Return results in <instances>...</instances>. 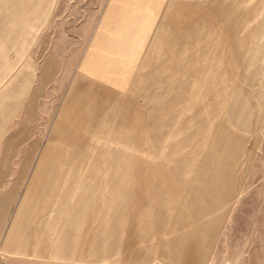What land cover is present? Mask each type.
Masks as SVG:
<instances>
[{"label":"rangeland","instance_id":"rangeland-1","mask_svg":"<svg viewBox=\"0 0 264 264\" xmlns=\"http://www.w3.org/2000/svg\"><path fill=\"white\" fill-rule=\"evenodd\" d=\"M5 1L0 16H8L10 6L35 0H11L14 5ZM45 4V10L38 14L41 20L25 26L28 35L0 36V61L14 57L45 64V94L33 109L30 135L35 138L26 153L38 157L52 143L59 117L66 121L67 112L72 111L69 95L77 78L90 82L95 104L109 106L126 120L125 155H136L140 160L141 177L128 182V193L138 188L132 206L127 214L128 208L119 210L121 226L110 225L111 234L125 238L135 206L167 199L172 184L163 175L153 176V117L162 110L156 128L165 133L170 125L168 116L173 114L169 104H175L176 109L179 103H187L185 123L190 126L195 120L204 121L201 104L220 92L218 87L238 92L239 99L248 89L257 96L264 94V0H46ZM25 23L0 22V28L13 27L17 33ZM77 92L80 99L86 97L82 88ZM82 102L84 108L89 105ZM249 105L252 109L248 112L245 108L239 122L246 130L239 131L227 122L222 127V138L228 143L231 128L241 133L239 152L226 147L221 153L226 160L219 164L211 158L213 149L207 148L205 158L192 170L210 178L223 173L233 177L230 187L216 182V186L228 188L229 198L214 213L220 216L216 229L207 230V239L211 231L213 239L205 240V246L185 249L191 258L199 252L197 264H264V97L250 99ZM221 117L229 116L222 112ZM34 167L30 165L29 176L22 181L15 208ZM97 191L100 198L102 192ZM184 192L188 193L187 189ZM120 200V205L129 203L128 197ZM151 213L145 208L138 214L145 218ZM98 214L96 209L82 211L80 221ZM47 215L51 220L55 217ZM51 230L47 237L53 238ZM188 262L173 258L158 261L152 251L146 263L111 264L195 263Z\"/></svg>","mask_w":264,"mask_h":264},{"label":"crops","instance_id":"crops-1","mask_svg":"<svg viewBox=\"0 0 264 264\" xmlns=\"http://www.w3.org/2000/svg\"><path fill=\"white\" fill-rule=\"evenodd\" d=\"M6 2L0 0V7ZM45 3L46 0H35L20 3L22 6L19 7L10 6L8 16H0V22L17 20L26 23L16 29L21 30L17 33L13 27H2L0 36L28 35L29 32H24L25 26L28 28L30 21L41 20L38 14L45 10ZM45 79L42 62L33 64L29 59L14 60V57L0 61L1 264L146 263L150 261L152 251L158 261L173 258L192 260L197 264L199 252L196 250L197 255L191 258L185 249L195 248L198 244L205 246V240L213 239L212 231L207 239V230L216 229L220 216L214 213L229 198L228 188L216 186V182L230 187L233 177L223 173L220 177L210 178L192 170L205 158L203 154L207 148L213 149L211 158L219 164L226 160L221 156L226 147L239 152L243 143L241 133L231 128L229 144L222 138V127L228 123L239 131L246 130V125L239 123L241 113L245 108L252 109L250 99L264 97V94L259 92L257 96L248 89L245 97L239 99L238 92L218 87L220 92L208 96L201 104L204 121L200 119L199 122L202 124L195 120L190 126L185 123L188 108L184 106L187 103H179L176 109L175 104H169L173 114L168 116L170 125L165 133L156 128L160 110L156 118L153 117V153L156 149L153 176L163 175L172 182L168 188L169 196L163 201L135 206L130 230L125 238L118 239L111 234L110 225L121 224L119 210L128 208L125 214L129 212L131 199L136 197L138 188L128 193V182L141 177L139 157L126 156L123 151L127 145L124 139L126 120L109 106L102 108L95 104L96 98L90 96L92 84L79 77L69 95L72 111L67 112L66 121L59 117L52 143L38 157L27 154L26 150L35 138L34 134L30 135L33 109L39 106L45 94ZM79 88L86 97L80 99ZM85 100L89 105L84 108L80 102ZM222 112L229 117L223 119ZM128 143L131 147L132 142ZM167 161L169 163L165 165ZM33 164L30 182L15 208L22 181ZM97 190L104 193L100 198L96 195ZM126 197L129 198L128 205L124 200L122 205L118 204L120 198ZM145 208L152 213L141 218L138 213ZM93 209L99 213L96 218L84 217V222L80 221V212ZM48 213L55 215L53 220ZM51 228L53 238L47 237ZM190 229L194 231H186Z\"/></svg>","mask_w":264,"mask_h":264}]
</instances>
